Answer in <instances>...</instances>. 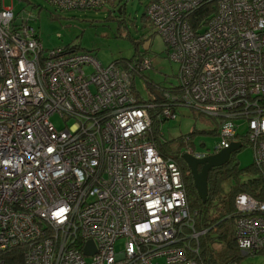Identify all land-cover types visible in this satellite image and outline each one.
<instances>
[{
    "label": "built area",
    "instance_id": "1",
    "mask_svg": "<svg viewBox=\"0 0 264 264\" xmlns=\"http://www.w3.org/2000/svg\"><path fill=\"white\" fill-rule=\"evenodd\" d=\"M144 12L177 63V90L164 91L155 115L173 117L179 103L247 121L239 142L252 146L263 185L258 196L234 195V237L242 254L264 251V0H151ZM149 64L43 49L27 18L0 0V253L21 246L23 264L201 262L205 228H195L182 172L147 135L157 104L131 91ZM228 144L222 136L214 151Z\"/></svg>",
    "mask_w": 264,
    "mask_h": 264
},
{
    "label": "rangeland",
    "instance_id": "2",
    "mask_svg": "<svg viewBox=\"0 0 264 264\" xmlns=\"http://www.w3.org/2000/svg\"><path fill=\"white\" fill-rule=\"evenodd\" d=\"M149 0H109L100 7H58L47 0H3L11 5L15 16L27 18L43 47L73 46L93 55L100 64L112 61L134 62L141 56L150 64L140 73L134 72L131 91L139 101H152L154 90L164 91L178 84L177 63L168 57V45L155 31L145 15ZM86 72L91 66H85ZM173 117L157 121L159 140L170 144L181 136H188V143L202 153L214 151V145L226 136L229 141H240L247 130L244 118L220 119L197 111L195 108L176 103L172 106ZM56 127L64 125V120L56 112L50 115ZM72 118L66 119L70 124ZM183 146V143H181ZM231 157L240 168L253 161V149L249 142L242 141ZM247 174L237 171L233 174H216L213 177L216 198L225 196L233 186ZM194 201L189 194L188 203ZM124 238L118 237L113 244L115 250L121 248ZM237 264H264V251L242 254L239 252Z\"/></svg>",
    "mask_w": 264,
    "mask_h": 264
},
{
    "label": "trees",
    "instance_id": "3",
    "mask_svg": "<svg viewBox=\"0 0 264 264\" xmlns=\"http://www.w3.org/2000/svg\"><path fill=\"white\" fill-rule=\"evenodd\" d=\"M151 1V0H149ZM148 4V3H147ZM145 13V12H144ZM65 47V46H64ZM69 48V47H68ZM70 48H74L71 46ZM134 59L133 61H135ZM113 62V61H112ZM177 85L173 88L164 91L175 92ZM154 102L156 107L150 110L151 121L148 132V137L152 139L158 150L163 155H169L176 160L181 172L184 187L186 190L187 200L189 194L192 193L194 201L188 203L191 208L192 216L194 217V225L196 229L205 228V231L198 236V252L195 254L199 258V264H222L226 261L237 260L239 251L236 247L234 237V195L239 192H247L254 196L259 195L260 188L263 185V178L261 172L252 161L249 165L240 168L229 155L227 161L218 166H213L207 171V193L204 200H201L194 189L190 171L185 161L182 158V153L187 152V147L191 146L188 143V136H181L179 140L174 141L175 144H170L167 140H159V124L164 117H157L155 114L161 109L162 94L164 91L154 90ZM196 109V108H195ZM197 111H200L196 109ZM202 112V111H200ZM215 120H217L215 118ZM183 143V146H181ZM241 145V142H240ZM211 153V152H205ZM191 154V153H190ZM181 158V159H180ZM237 171L247 174L245 178L238 181L233 188L227 193L226 197H213L215 193V185L213 177L218 174L229 175ZM2 264H23L21 246L11 247L0 253Z\"/></svg>",
    "mask_w": 264,
    "mask_h": 264
},
{
    "label": "water",
    "instance_id": "4",
    "mask_svg": "<svg viewBox=\"0 0 264 264\" xmlns=\"http://www.w3.org/2000/svg\"><path fill=\"white\" fill-rule=\"evenodd\" d=\"M240 146L239 141H229L226 147L217 151L206 153L203 156L195 157L188 152L182 153V158L189 168L192 183L196 194L201 200H204L207 193V171L213 166H218L228 160L232 151ZM88 245L84 249V253L88 252Z\"/></svg>",
    "mask_w": 264,
    "mask_h": 264
},
{
    "label": "crops",
    "instance_id": "5",
    "mask_svg": "<svg viewBox=\"0 0 264 264\" xmlns=\"http://www.w3.org/2000/svg\"><path fill=\"white\" fill-rule=\"evenodd\" d=\"M109 0H107V2H108ZM2 2H3V0H2ZM3 5H4V3H3ZM6 6V5H5ZM9 7H11V5H9ZM12 8V7H11Z\"/></svg>",
    "mask_w": 264,
    "mask_h": 264
},
{
    "label": "flooded vegetation",
    "instance_id": "6",
    "mask_svg": "<svg viewBox=\"0 0 264 264\" xmlns=\"http://www.w3.org/2000/svg\"><path fill=\"white\" fill-rule=\"evenodd\" d=\"M181 159V158H180Z\"/></svg>",
    "mask_w": 264,
    "mask_h": 264
}]
</instances>
